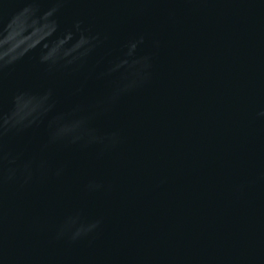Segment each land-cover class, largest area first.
<instances>
[{"label":"water","instance_id":"95a60500","mask_svg":"<svg viewBox=\"0 0 264 264\" xmlns=\"http://www.w3.org/2000/svg\"><path fill=\"white\" fill-rule=\"evenodd\" d=\"M0 264H264V0H0Z\"/></svg>","mask_w":264,"mask_h":264}]
</instances>
